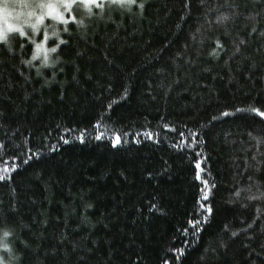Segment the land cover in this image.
I'll return each instance as SVG.
<instances>
[{
    "label": "trees",
    "instance_id": "trees-1",
    "mask_svg": "<svg viewBox=\"0 0 264 264\" xmlns=\"http://www.w3.org/2000/svg\"><path fill=\"white\" fill-rule=\"evenodd\" d=\"M100 2L51 66L0 43V259L264 264V0Z\"/></svg>",
    "mask_w": 264,
    "mask_h": 264
},
{
    "label": "snow or ice",
    "instance_id": "snow-or-ice-1",
    "mask_svg": "<svg viewBox=\"0 0 264 264\" xmlns=\"http://www.w3.org/2000/svg\"><path fill=\"white\" fill-rule=\"evenodd\" d=\"M109 2L110 4H116L121 8H125V7H130L131 4L135 3V0H109ZM74 5L86 8L89 15L93 14L92 13L93 6L96 8H99L101 10V14L103 13V8H104V4H102L100 0H39V2L37 3L31 4V5H25V7H29L34 10L27 13V18L21 22L20 26L14 27L13 25L9 24L7 29H0V43H4V44L8 43L9 33H18L19 38L27 39L30 44H35L36 50L38 52L44 53L45 66H51L48 63V51L49 50L45 47L49 39L47 32L45 31L43 42L36 43L31 37L28 36V33L25 31L23 25L26 24L28 27H30L33 30V32L39 33L40 27L44 25L46 17H50L52 20L57 21L59 23H63L64 25H67L69 23L82 24L83 23L82 21L77 20L75 15L71 14L72 8ZM143 7L144 5L142 3L139 4L140 9H143ZM4 11L5 9L0 8V18H2V14L4 13ZM66 13L69 14L67 17L65 15ZM228 19L229 18L227 16L219 17L218 22L227 21ZM64 30L67 31V27H65ZM253 31H255V29H253ZM52 35L59 38V32L57 31H53ZM64 44H66V41H64L63 39H60L59 44L56 47L51 48L50 51L52 53H56L58 51L59 45H64ZM217 47L222 48V45H220L218 41H217ZM33 58H35V56ZM56 62L57 61H52V64H55ZM26 63L31 64L32 61L29 60V61H26ZM125 95H127V89H125ZM111 107H112V104H109L108 108H111ZM236 111L245 112V113H253V114L260 116L262 119H264V111H261L258 108H247V109L238 108L236 109ZM229 115H233V113H230V112L222 113V116H225V117ZM213 119H217V117H213ZM96 127L98 128L99 124H97ZM172 130L174 131L175 129H172ZM102 135L103 134L98 135L96 139H101ZM144 135L148 136L149 138L153 137V133L151 132L144 133ZM181 136H183V133H181ZM83 138H84L83 133H81L79 137L81 142H83ZM60 139L63 140L65 144L69 143V141L64 139L63 137H61ZM121 143L122 141H121L120 135L116 134L113 138L112 146L116 147V146H119ZM0 148H3L2 143H0ZM57 150L58 149H56L55 147L52 148V151H57ZM41 155L42 154L39 152L33 153V156L29 157V160L33 158L39 159ZM196 155L199 156L200 153H197ZM24 162L27 163L28 161L25 160ZM201 163H202L201 160H197V162L195 163V168L198 170L196 173L197 179H201L200 173L203 171L201 167ZM8 171H9L8 168L0 169V173H4V174H0V181H4L10 178L7 175ZM201 182L205 186H207V183H208L207 180H202ZM237 195H239V193H237ZM261 195L264 196V193H262ZM208 198H209L208 192H204L201 197V200L206 201L208 200ZM250 199H257V197L253 196V197H250ZM152 207H155V206L153 205ZM201 208L204 212L207 213V215H204L201 220H196V221L191 222V228L193 229V235H195L197 231L202 230V228L200 227L202 223L204 224L208 223V218L209 216H211L212 211H213L210 205H205L203 203L201 204ZM249 227H251V225H249ZM187 231H188L187 229H184L185 233H187ZM8 234H9L8 232H5V236H7ZM237 234L238 233L236 232L232 233L233 236H236ZM8 251H11V250L8 249ZM178 252H179V255H183L182 249L178 250ZM13 259H15V257H13ZM177 259H179V256H177ZM0 264H4L2 259H0Z\"/></svg>",
    "mask_w": 264,
    "mask_h": 264
},
{
    "label": "rangeland",
    "instance_id": "rangeland-1",
    "mask_svg": "<svg viewBox=\"0 0 264 264\" xmlns=\"http://www.w3.org/2000/svg\"><path fill=\"white\" fill-rule=\"evenodd\" d=\"M105 1L106 3L109 0H100ZM39 2V0H0V8L5 9L4 13L2 14V18H0V29H7L8 25L11 24L14 27L20 26L21 22L27 18V13L33 11L34 9L25 7V5H31L34 3ZM6 6V7H5ZM80 8H77L76 5L72 8V15L77 16L79 13ZM50 19V22H44V25L40 27L39 33L33 32V30L28 27L26 24L23 25L24 29L27 33L31 34V36L39 40L36 43H42L44 39L45 31L49 37L45 47L49 50L48 51V58L53 54L50 49L56 47L59 44L60 40V33L59 38L52 35L53 31H57L60 24L57 21L52 20L50 17H46V19ZM45 19V20H46ZM46 26V28H45ZM13 33H9V36ZM44 57V53L38 52Z\"/></svg>",
    "mask_w": 264,
    "mask_h": 264
}]
</instances>
